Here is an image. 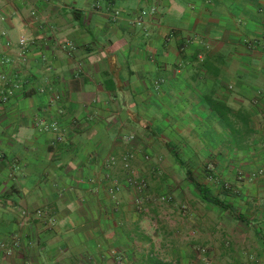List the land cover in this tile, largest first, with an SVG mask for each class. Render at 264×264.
<instances>
[{"label":"crops","instance_id":"1","mask_svg":"<svg viewBox=\"0 0 264 264\" xmlns=\"http://www.w3.org/2000/svg\"><path fill=\"white\" fill-rule=\"evenodd\" d=\"M1 74L0 264H264V0H0Z\"/></svg>","mask_w":264,"mask_h":264},{"label":"built area","instance_id":"2","mask_svg":"<svg viewBox=\"0 0 264 264\" xmlns=\"http://www.w3.org/2000/svg\"><path fill=\"white\" fill-rule=\"evenodd\" d=\"M119 13H120L119 11H116V14H119ZM147 13H148L147 11L141 10V12L139 13V16H138V20L142 21L144 18V15H146ZM25 43H26V38L21 37L20 44L24 45ZM20 87H21V84L14 81L13 79H11L7 74H1L0 75V99L3 102H7L9 100V98L14 94L15 90L17 88H20ZM50 127L53 130L58 129V126L56 123H52L50 125ZM129 183L133 184V185L135 184L139 188H143L146 185V182L144 179L141 181H136L133 178H130ZM203 264H206V262Z\"/></svg>","mask_w":264,"mask_h":264}]
</instances>
